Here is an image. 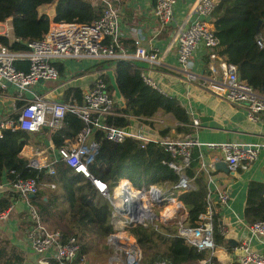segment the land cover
Returning <instances> with one entry per match:
<instances>
[{
	"label": "built area",
	"instance_id": "obj_1",
	"mask_svg": "<svg viewBox=\"0 0 264 264\" xmlns=\"http://www.w3.org/2000/svg\"><path fill=\"white\" fill-rule=\"evenodd\" d=\"M98 1L105 6L104 11L101 17L91 24L55 23L50 20L46 34L40 39L26 42L25 51H14L0 43V98L6 96L10 99L8 112L0 116V138L4 130L12 132L20 130L34 136H41L44 130L58 131L63 126L67 113L77 115L83 127L74 141L65 140L58 148L51 139L43 141V145L26 144L19 153L20 157L26 160L31 168L46 170L49 176L55 174L54 167L61 162L94 186L100 196L108 201L115 214L112 215V226L119 224V232L113 228L108 242L115 247L116 252L119 251L116 258L121 264H149L145 261L142 250L130 230L148 225L157 229L159 224L172 229L168 232V237L182 239L198 252L207 253L205 259L195 264H217L215 254L218 246L214 240L211 201L207 198L205 213L198 217L197 226L191 227L186 225L187 212L178 199L179 195L193 188L192 182L185 174L192 159V150L205 147L207 150L219 151L221 157H215L212 166L224 162L228 172L234 175L238 170L249 169L256 161L261 146L234 143L202 144L191 133L163 137L145 132L140 127L108 126L105 123L106 118L118 115L116 110L119 106L117 100L108 93L107 82L101 76H97L90 88L84 92L81 105L71 99L59 101L52 99L48 93L41 95L33 92L41 84L60 79L61 73L57 68L59 61L76 62L84 58L116 60L126 55L119 46V14L115 8L117 0ZM154 1V16L159 27L166 28L173 23L175 25L172 34L178 63L176 71L184 76L186 82L197 84L229 104L241 108L249 122L255 124L261 122L264 119V94L255 91L241 80L236 66L217 53L220 42L210 21L215 0H198L179 23L174 22V7L177 0ZM8 36L7 31L3 33V37ZM256 44L259 48L264 47L262 35L256 37ZM134 45L137 59L159 64L160 59L156 51L145 50L138 39ZM200 51L205 52L207 67L205 73L199 74L191 70V64L196 53ZM19 61L26 63V71L16 67V62ZM81 72L82 70L78 69L77 73ZM73 73L74 70L67 67L64 70V77H70ZM140 77L151 90L168 96L158 82L147 73H140ZM192 126L197 127L198 122L193 120ZM96 132H100L103 139L116 144L132 139L138 142L141 148L148 143L157 145L171 158L167 166L177 174V183L165 190L156 186L137 188L129 180L121 179L114 188H109L107 183L95 178L88 169L99 149V144L92 140ZM118 185L119 187L124 185L126 189L120 194L122 205L119 206V210L111 201V196ZM49 187L53 189L54 185ZM41 191V184L37 178L9 181L5 174L2 175L0 196L10 193L16 198L6 210L0 212V222L9 220V213L20 200L24 204L28 240L34 254L41 257L52 252L58 264H95L94 259L81 252V246L75 237H65L62 231L52 230L43 222L36 207L31 203V199ZM154 193L157 199L153 198ZM216 198L222 206L230 199L226 191L218 193ZM168 201H173L177 205L174 218L166 220L162 214L158 218L154 209L164 207ZM244 227L249 238L257 236L264 238V223L249 222ZM218 229L225 240L228 235L227 226L220 224ZM117 235L119 245L114 242ZM249 238L241 240L233 248L238 255L236 264H264V254L251 250ZM151 264L174 263L155 261Z\"/></svg>",
	"mask_w": 264,
	"mask_h": 264
},
{
	"label": "trees",
	"instance_id": "obj_2",
	"mask_svg": "<svg viewBox=\"0 0 264 264\" xmlns=\"http://www.w3.org/2000/svg\"><path fill=\"white\" fill-rule=\"evenodd\" d=\"M53 2H56L52 19L55 23L91 24L101 17L105 7L98 0H0V23L11 19L13 33V40L0 36V43L14 51L27 50L25 43L42 38L50 25L49 17L39 14L38 9ZM210 21L220 42L218 55L236 66L241 80L264 94V47L259 48L256 44L259 34L264 38V0H215ZM105 61L114 64V84L108 83V78L104 75L100 76L108 84V93L111 96L117 94L123 103L116 110L118 115L106 118L108 126L125 128L132 118L150 119L163 112L171 114L181 124L177 128L178 133H186L188 125L192 123L191 117L177 99L160 95L146 86L134 61ZM16 67L27 70L23 61L16 62ZM57 68L60 73L63 72L61 65H57ZM84 92L85 88L67 86L61 91L60 97L81 105ZM141 122L150 125L149 122ZM82 127V121L77 115L67 113L60 130H44L41 136L36 137L42 143L44 139H51L58 148L65 140L74 141ZM168 132L169 130H162L159 134L166 136ZM31 136L34 135L20 130L3 131L0 138V177L5 174L9 181L37 178L45 189L31 199V203L43 222L47 226L49 222H53L52 226H61L62 230H52L62 231L65 237H75L82 253L95 254L96 247L103 246L113 232L110 204L88 180L61 162L55 165L53 176H49L46 170L31 168L19 155L22 147L31 143ZM92 140L99 144V149L88 169L95 178L107 183L111 189L121 179L129 180L137 188L174 186L178 181L177 174L167 166L171 158L155 144L148 143L141 148L132 139L116 144L103 139L100 132H96ZM196 164L197 157L193 155L185 172L188 178L193 177L190 168ZM50 185H54V188L51 189ZM192 185L193 188L179 195L178 199L187 211L186 225L194 227L197 226L198 217L206 211L207 190L202 179L195 178ZM13 198L9 193L0 198V212L12 204ZM15 212L16 210H12L9 216H13ZM244 217L248 222L264 223L263 183H247ZM213 223L215 227L218 223L216 217ZM171 231L172 229L161 224L157 229L148 225L130 230L149 264L155 261L195 264L207 257V253L198 252L182 239L168 237L167 234ZM215 241L217 245L223 244L217 234ZM25 260L24 253L8 240L1 242L0 264H25Z\"/></svg>",
	"mask_w": 264,
	"mask_h": 264
},
{
	"label": "crops",
	"instance_id": "obj_3",
	"mask_svg": "<svg viewBox=\"0 0 264 264\" xmlns=\"http://www.w3.org/2000/svg\"><path fill=\"white\" fill-rule=\"evenodd\" d=\"M197 1L177 0V4L174 7V22H181ZM55 5L56 2L42 5L38 9V13L47 15L52 20L55 15ZM154 6V0L116 1L115 8H117L119 14V46L126 54L119 59L134 61L140 73L145 72L158 82L168 97L178 100L180 105L185 109V112L190 115L191 121L196 120L198 122V126L195 128L192 126V123L189 124L185 134H193L202 144L234 143L261 146L256 161L249 169L245 171L238 170L234 175L228 171L215 169L214 165L212 166V161L215 157H221L219 151L207 150L205 147L192 150V156L196 155L197 157V164L190 168L193 177L189 179L191 182L195 178L202 179L205 183L207 198L211 201L212 206V219L214 220L216 217L218 220L215 227L213 223L214 240L215 234H217L223 242L222 245L216 244L218 247L215 261L217 264H236L238 262V255L233 248L241 240L249 238L244 227L249 223L244 217L247 183L249 181H256L264 184V119L257 124L251 123L245 118V114L241 108L229 104L226 100L200 88L197 84L186 82L184 76L176 71L178 63L176 61V48L173 44L174 37L172 34L175 25L173 23L169 27L160 28L154 16ZM192 17L195 18V16ZM6 31L9 34L8 39L13 40L11 19L0 23V36H3V33ZM137 39L141 41V46L145 50L156 51L160 59L159 64L146 63L136 58L134 42ZM104 61L85 60L84 67H78L82 70L81 74L87 67L92 68L89 75L84 80L75 79L71 81L72 83L68 84L64 80L66 78L64 77V70L67 67L72 68L73 65H77V61H59L57 65L63 67L60 79L44 84L50 86L64 81V83L58 84L55 88H61L62 86L64 89L67 86H72L85 88L86 91L90 88L93 80L100 75L108 78V83L114 84V64ZM206 67L207 58L205 52L200 51L196 53L191 64V70L200 74L206 72ZM74 73L77 72L74 71ZM49 96L51 95L49 94ZM113 97L117 100L119 108L122 107L123 103L120 97L117 94ZM56 100L68 101L69 99L63 100L61 98ZM9 105L10 99L8 97L4 96V98H0V116L8 112ZM141 121L149 122L150 125H146ZM127 127H140L143 131L155 136H161L159 131L162 130H169L165 137H176L183 134L177 132V128L181 127V124L171 114H164L163 112L157 113L150 119L132 118ZM167 187L165 185L162 189ZM223 191H226L230 197L225 206L220 205L216 198L217 194ZM5 194H2L0 198ZM15 198L14 196L13 200ZM23 207L22 201L18 200L17 205L13 209L16 210L15 214L11 217L9 216L7 222H0V224L5 225V228H8L14 238L15 242H9L24 253L26 257L25 264H58L53 258L52 252L40 257L31 250L28 240L27 217ZM23 215L24 220L19 219V216ZM220 224L226 225L228 228V235L225 240L219 233L218 226ZM5 236L7 234L2 230V226L0 225V244L3 240H6L3 239ZM249 239L251 250L264 254V238L257 236ZM227 247L231 249L229 250ZM88 256L95 260V264H106L108 260L105 257Z\"/></svg>",
	"mask_w": 264,
	"mask_h": 264
},
{
	"label": "rangeland",
	"instance_id": "obj_4",
	"mask_svg": "<svg viewBox=\"0 0 264 264\" xmlns=\"http://www.w3.org/2000/svg\"><path fill=\"white\" fill-rule=\"evenodd\" d=\"M85 60H92V59L84 58L81 61H77V65H73L72 69L75 72H78V69H80V67H84L83 64L85 63ZM78 66H80V67H78ZM91 69L92 68L87 67V69L85 71H83L82 74L81 73L80 74L73 73L72 76L66 77L64 80L66 81V84L72 83L71 81H73L75 79L76 80H78V79H83L84 80L89 75V72H90ZM62 83H64V81H61L60 83L57 82V83L52 84L50 86H48L47 84H43V85L38 86L37 88H35L33 90V92H35L36 94H41V95L42 94H46V93L49 92V94L52 96V98L61 99L60 95H61V91H62L63 88H62V86H61V88H55V87H57L58 84H62ZM30 142H31L30 144H33V145H35V143H37V145H43V143L41 142V139L38 138V137H36V136H31ZM41 188L43 190V189H45V186L44 185H41ZM171 205L172 204L170 203V201H168L167 203H165V206L164 207L163 206L162 207H158V208L156 207L154 209V211H155L157 217L159 218L161 214L163 216V212H164L163 210H164V208H166L167 206H171ZM113 214H114V212L112 211V215ZM19 219L24 220V215L23 216H19ZM116 220L119 223V218H117ZM174 222H177V220H174ZM0 225L2 226V230L4 232H6V234H7V236L3 237V239H6V240H8V241H10L12 243L15 242L14 241V238H13L12 234L10 233V231L8 230V228L7 227L5 228L4 227L5 226L4 224H0ZM52 225H53V222H49L48 223V226L51 229H53V228H59V229L62 230V227L61 226H52ZM113 228H114L115 231H118L119 232V224H115L113 226ZM117 236H119V235H117ZM116 254L119 255V251L116 252L115 247L113 245H111V243L108 242V239H107L103 246L102 245H99V246L96 247L95 254H92V256L108 258L106 264H121L118 261V258H116Z\"/></svg>",
	"mask_w": 264,
	"mask_h": 264
},
{
	"label": "bare ground",
	"instance_id": "obj_5",
	"mask_svg": "<svg viewBox=\"0 0 264 264\" xmlns=\"http://www.w3.org/2000/svg\"><path fill=\"white\" fill-rule=\"evenodd\" d=\"M126 191V189H125V187H124V185H121L120 187L118 186L115 190H114V192H113V195L111 196V201L116 205V207H117V209L119 210V206H121L122 204H121V202H120V200H121V198H120V194L122 193V192H125ZM130 195H132V193H130ZM153 198H155L156 197V194L154 193L153 195ZM142 198V200L144 201V198L143 197H141ZM155 199H157V198H155ZM170 203L172 204L171 206H167L166 207V209H165V211L163 212V217L166 219V220H171V219H173L174 218V216H175V213H176V208H177V205H175L174 203L175 202H173V201H170ZM145 206H146V204H144ZM175 205V206H174ZM118 215H119V213H118ZM114 242L115 243H118V245H119V236H115V239H114Z\"/></svg>",
	"mask_w": 264,
	"mask_h": 264
},
{
	"label": "water",
	"instance_id": "obj_6",
	"mask_svg": "<svg viewBox=\"0 0 264 264\" xmlns=\"http://www.w3.org/2000/svg\"><path fill=\"white\" fill-rule=\"evenodd\" d=\"M214 168L215 169H219V170H223V171H228L227 170V167H226V164L224 162H220L218 164H214ZM29 198H32V196H29Z\"/></svg>",
	"mask_w": 264,
	"mask_h": 264
}]
</instances>
